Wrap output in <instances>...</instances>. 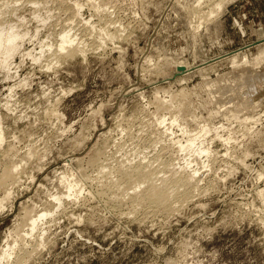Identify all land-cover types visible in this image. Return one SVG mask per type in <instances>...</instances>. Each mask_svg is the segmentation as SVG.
<instances>
[{
	"label": "rangeland",
	"instance_id": "rangeland-1",
	"mask_svg": "<svg viewBox=\"0 0 264 264\" xmlns=\"http://www.w3.org/2000/svg\"><path fill=\"white\" fill-rule=\"evenodd\" d=\"M1 2L0 20L36 35L20 42L9 72L0 69V173L12 158L19 165L0 208V251L28 209L53 214L11 241L0 264H264V0ZM103 27L119 36L107 39ZM62 30L82 39L85 56L26 54L54 47ZM173 96L172 110L157 109ZM175 101L185 111L170 126L174 139L185 144L205 125L207 154L162 137L156 119L164 115L169 127ZM91 157L109 162L110 176ZM139 160L158 176L171 164L196 169L199 180L163 208L117 201L121 191L102 176ZM69 180L77 195L67 196Z\"/></svg>",
	"mask_w": 264,
	"mask_h": 264
},
{
	"label": "bare ground",
	"instance_id": "bare-ground-1",
	"mask_svg": "<svg viewBox=\"0 0 264 264\" xmlns=\"http://www.w3.org/2000/svg\"><path fill=\"white\" fill-rule=\"evenodd\" d=\"M0 1H2V0H0ZM8 2H7V0L6 1L3 0V2H1V3L4 5V7H6ZM199 2H200V0H199ZM212 3H214V2H212ZM222 3H223V1L214 3L213 4V8L211 7V11L209 10L210 13L213 14V12H215L214 10L218 11V10L222 9L223 8V4ZM197 4L199 5L198 2H197ZM76 6H79V5L76 4ZM1 7H0V14H2ZM32 12H34V11H32ZM101 12H103V11H101ZM105 13H103V14H105ZM103 14L101 13V15H103ZM207 14H208V12H207ZM105 15H103V16H105ZM108 15H111V14H108ZM34 16H37V18H39L43 22L45 21V19L41 15H34ZM0 17L2 18L3 16H0ZM3 21L4 20H2V19L0 20V69L3 68V70L5 69L7 72H9L10 71L9 68H10V65L12 63L11 62V59L19 51V49L21 47V43L20 42L26 36H29V37L32 38L36 34H30V31L29 30H20V29H18V26L15 23L10 24L9 22L6 23V21H4V22ZM109 21H111L110 20V16H109ZM105 23H107V22H105ZM112 23H113V21H112ZM106 26H108V25H106ZM114 28H115V26H114ZM114 28H113V30H114ZM118 28L119 27L116 26V29H118ZM100 31H102V33L105 35V37L107 39L110 38L112 40L113 38L116 39V37L119 36V34L117 32H115V31L113 33L112 32H108V30H106V28H104V27ZM118 32H120V31H118ZM34 33H36V32H34ZM102 33H99V34H102ZM103 34H102V36H103ZM96 35H97V33H96ZM93 36H95V35H93ZM79 39H81V38H78L76 35H72L71 32L66 31V30H62L59 33V40H58V42L56 43V45L54 47H53V44H51V43H44V44H41L40 49H39L40 51H39L38 54H34L32 52L33 50H30V51L28 50L26 52V54L29 57L31 56V59L34 60V61L40 60L42 58V56H43V53L45 54V51H48V52L50 51L51 52V54H50L49 57H51V60L52 61H56L57 59L58 60H61L60 59L61 57L59 55H61L63 53L64 54H67V57L68 56H73V55H76V54H79V55L81 54V56L82 55L85 56V51H87V50H85L86 48H84L85 47V44L81 41L82 39L81 40H79ZM82 43L84 45H81ZM45 59H47V58H45ZM231 62L233 63V65L237 63V60L235 59V56L232 57ZM46 63H47L46 64V67L49 68L51 66V64H50L51 61H47ZM241 79H243V78H241ZM175 98H177V97H175V96L171 97V100L169 99L170 102L168 100H167L168 102H166L165 100H163V102H162V101H159V99H158L157 100V104H156L157 109L160 110L161 108H163V109H167V110H172L173 109L172 106H173V102H174ZM183 99L185 100V98H183ZM182 103L183 102H181V101L180 102H176L175 101L174 104H176V105H174V111H173L174 113L172 111L171 112L169 111V114H170V115H168V117L170 119L169 127L166 126V124H165L167 118L164 115H162V117H160V119L157 117L158 119H156V120H157L158 126L159 125H164L163 126L164 127L163 133H164L165 136L163 135L162 137H168V135H171L172 137H170V139L168 138V140H170V143H172V145L173 144H176L177 145V148H179V151H182L183 152V151H186V150H190L192 147L195 146V149L193 148L194 150L192 149L191 151L197 152V154H199V155H201L203 153L204 154H207L208 153V148L203 147L202 146V143H201V140H200V138H202L206 133H208L210 131L207 126L204 125V126H202L199 129V131L196 134L187 136L188 139L186 140L185 144H182L181 140H179L178 138H177V140H175L174 137H173L174 136L173 135L174 132L171 131L170 128H172V127H170V126H173V124H176L178 122V118L185 111V109L182 108V106H181ZM0 127H1V124H0ZM4 138H5L4 137V132H3L2 128H0V146H1V144H3ZM158 138H160V137H158ZM196 142H198L199 144L196 143ZM10 147H12V146H10ZM10 147L8 146L7 147L8 149H6V150H8L7 153H6L8 155H10L12 153L11 152L12 149H10ZM102 151H104V150H102ZM98 155H101L102 156L103 153L102 154L100 153ZM98 155H97V157H98ZM5 158H6V156H5ZM11 158L12 157H10V159ZM12 159L7 164L4 165V168L2 170V173H0V190L2 192V194L0 196V208L1 207H4L5 203H7V200L11 199V197H12L11 187H12L13 183L16 184L15 182H17L15 180V178L17 177V176L15 177V173H18V166L19 165L16 162L12 161ZM95 159H96V157L95 158L93 157L91 160L93 162H96L97 160H99V159H97V160H95ZM118 161H120V160H118ZM122 161H123V159H122ZM144 161H145V159H144ZM156 161H158V160H156ZM93 162H90V160H89V163H92V165H93ZM120 162L112 170L113 172L115 171V173L118 174L119 177H114L116 175V174H114L113 177H109L110 179L108 178V180L106 178L108 177V175L110 174L109 172L111 171V169L109 168V165H110L109 162L108 163L107 162H105V163L103 162V167H102L101 163L99 164L98 162H96L99 165H101V167H102V170H100L101 168L99 167V171L101 173L105 174V175L108 174L107 177L101 175L103 177V180L105 179V181H107L106 184H108V182L110 183V184H108V186L105 183H104V185H106L107 188L109 187V190H110V188H111L110 185L112 184L114 187L118 188L119 191H121L119 193V194H121V198L118 199L117 201H119L121 199L123 200L126 197V199L127 198L130 199V201L132 202V204L133 203H135V204H143L144 202H152V203H154V205L156 204L157 206H159V207L162 206V208H163V206H167L169 204V202H171L170 200H171V198H173L174 192L179 187H182V186H184L186 188H189L191 186L193 187V185H196L197 184V181L199 180V175H198L196 169H192L189 172V171H186L185 170V168H184L185 166L184 167L183 166L181 167L182 170L180 172V170H178V169H180V166L177 165L178 167H175L176 166L175 164H171L170 163L171 164L170 167H165V168H168V169H166L168 171H165V172H171V173H169L170 175L168 174V175H164V176L163 175L158 176L157 171L155 170V168H152L151 167L152 164L148 160L146 162H143V163H142V161H140V163L138 162V164L136 163V164H133V165L132 164H126V163L123 164V163H120ZM128 162L129 161L127 160V163ZM162 164L163 163H161V165ZM188 164H190V163H188ZM164 166L165 165L163 164V167ZM166 166H167V164H166ZM107 167H108L109 170L108 169L104 170V168H107ZM62 174H64V173H62ZM111 174H113V173H111ZM104 177H106V178H104ZM60 178L63 179V177H60ZM60 178H58V180H59L58 182L59 183H61L60 180H62ZM68 178H66L67 180L64 178L65 181H68ZM102 181H100V182H102ZM125 182L126 183L127 182L131 183V185H129V188L132 189V190H130L129 188H127L128 185H126V184H124L126 186V188H125V186L124 187L121 186V183H125ZM100 184H103V182L100 183ZM7 185H9V187H7ZM76 185H77V183H75V182H71V181L68 182V184H67V187H68L67 196H70V195H73V194L77 195L76 193L81 192L80 191L81 189L78 190V188H76ZM141 185H143V186H141ZM113 186H112V189H113ZM127 189L130 190V192H128ZM112 194H113V192H112ZM55 195H57V194H55ZM55 195H54L53 199L56 200V202H57L56 204L57 205L61 204L62 197L60 195H57V196H55ZM114 196L115 197L116 196L119 197L120 195L116 194ZM120 203H121V201H120ZM52 214H53V211L51 209L46 208V207L43 208L42 210H38V211H35L33 208L32 209L31 208L28 209L26 211V213H25L24 219H22V221L19 223V225L16 227V229H14L15 230L14 231L15 237L11 240L12 243H13V245L14 244H17L18 241H20V240H22V242H23V240L25 239L26 236H31L33 234V231H35L36 228L38 227L39 222H42L47 216H51ZM11 241H6L8 248L2 249L0 251V262L2 261V259H4V258L6 259L11 254V252H10L11 251V248L8 246L9 244H12ZM23 244L25 245L26 243H23ZM37 244H39V243H37ZM18 258H19V256H18Z\"/></svg>",
	"mask_w": 264,
	"mask_h": 264
}]
</instances>
